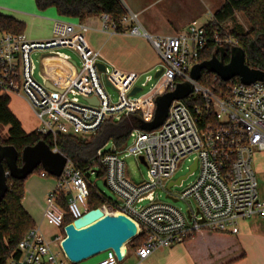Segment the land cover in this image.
<instances>
[{
	"label": "built area",
	"instance_id": "built-area-1",
	"mask_svg": "<svg viewBox=\"0 0 264 264\" xmlns=\"http://www.w3.org/2000/svg\"><path fill=\"white\" fill-rule=\"evenodd\" d=\"M207 15L204 23L193 19L185 29L173 34L152 35L141 23L139 12L126 7L120 21L123 31L148 38L159 54L160 68L163 67L146 102L145 95H130L139 86L141 73L107 63L101 51L89 44L90 26L79 18L56 19L53 35L46 40L30 39L25 31L0 30V94H21L27 99L38 120L35 130L50 138L54 151L61 152L57 146L60 135L90 138L109 118L120 119L140 110L143 119L149 121L154 116L156 95L174 90L179 83L192 82L193 91L187 96L194 100L191 106L184 98L174 99L159 127H135L124 147L118 148L114 142L110 146L108 141L97 150L105 170L104 180L116 199L106 197L96 208L104 214H124L135 221L136 236H144L136 249L140 260L160 248L184 244L202 230L237 234L241 219H264V198L253 166V154L264 153V77L244 83L239 76L224 81L214 73L213 81L224 82L219 92L192 79L190 71L200 62V53L210 41L218 47H240L231 28L216 23L213 11ZM100 17L102 31L119 32L109 13ZM63 48L73 50L80 63ZM35 51L44 52L43 61L48 55L57 57L67 69L65 74L49 78L43 66L42 81L37 80L31 57ZM99 62L105 64V71L99 68ZM251 68L264 72V68ZM151 78L149 75L147 81ZM106 80L119 94L116 101L106 89ZM147 81L140 85L142 89ZM192 154L196 167L179 178V186L198 169L196 178L181 192L173 193L169 187L167 190L177 200L191 201L187 210L157 200L155 189L164 187L178 162ZM130 155L140 160L142 157L148 168L147 179L140 183L126 176L125 157ZM93 174H98L94 167L83 170L67 157L61 175L54 176L55 185L47 192L42 210V218L63 232L49 240L35 225L19 241L7 264H79L67 257L62 241L65 226L90 210V190L99 191L89 182ZM48 175L45 170L40 172L41 177ZM67 214L73 220L65 223ZM104 252L103 257L90 264L121 263L113 248ZM122 254L124 259V246Z\"/></svg>",
	"mask_w": 264,
	"mask_h": 264
},
{
	"label": "trees",
	"instance_id": "trees-1",
	"mask_svg": "<svg viewBox=\"0 0 264 264\" xmlns=\"http://www.w3.org/2000/svg\"><path fill=\"white\" fill-rule=\"evenodd\" d=\"M35 3L41 10L53 6L59 15L77 17L81 20L91 15L109 13L117 23L118 31H123L120 21L126 12V7L122 0H35ZM236 11L242 12L250 24L248 30L232 29L240 47L245 51L246 63L250 67L264 68V0H225L214 12L216 23H226L234 17ZM24 28L25 25L22 21L13 16L0 13V30L22 32ZM231 49L232 47L229 46L218 47L210 41L200 53L199 60L210 59L213 55L220 57L224 53L225 62H228ZM213 74L208 69H203L198 81L211 90L219 92L222 90L224 82L221 80L213 81ZM184 100L190 106L194 101L190 97H185ZM10 101L11 97L9 95L0 94V147L15 148L19 154L17 164L22 165L21 152L25 146L34 145L42 139L50 146H53V144L48 136L42 135L36 130L26 132L20 119L11 110ZM143 121L140 110L123 115L120 119L109 118L90 138L71 134L60 135L57 146L79 168L86 170L89 167H94L98 174L104 177L105 170L97 158V150L108 141L114 142L118 148L124 147L129 140L131 130L135 127L141 128ZM1 127H7V136L1 134ZM1 163L5 170L9 171L6 160L2 159ZM40 170L42 171L44 168L41 167ZM27 178L18 179L10 175L6 177L5 184L0 186V264H7L8 258L16 250L19 241L36 225L34 218L22 202ZM106 197L104 193L91 189L88 198L89 208L93 209L100 206L106 200ZM72 220V215L67 214L65 216V223ZM207 232L214 231L202 230L187 242L200 236H210ZM143 240L144 236L140 234L133 237L127 244L137 249ZM237 251L236 254L228 256L218 263L213 260L209 261L210 259L207 260L209 264L230 263L245 256V252L241 248Z\"/></svg>",
	"mask_w": 264,
	"mask_h": 264
},
{
	"label": "rangeland",
	"instance_id": "rangeland-1",
	"mask_svg": "<svg viewBox=\"0 0 264 264\" xmlns=\"http://www.w3.org/2000/svg\"><path fill=\"white\" fill-rule=\"evenodd\" d=\"M203 1L204 0H123L126 7L127 5L125 2H130L137 6V10L144 8L139 12L140 21L141 23L143 22L144 26L150 33L153 34H157L159 32L164 34L174 33L177 29H185L193 19H197L201 23L206 22L208 19L207 13L215 10V8L220 5L221 0H208L209 2L206 3ZM225 25L227 28L231 29L248 30L250 28L247 18L240 11H236L234 17L228 20ZM144 39L149 43V45L141 46V52L146 56V59L153 61L154 65L149 69H143L140 71L141 75L137 81L139 86L142 82L147 81V77L149 75H152V78L147 81L146 85L143 86V89L139 93L134 95L137 97L142 95L147 96L152 91L153 87L159 82V79L155 77V72L157 68H160L161 66L160 57L156 49L148 38ZM61 50L70 54L78 64L80 63L78 55L73 50L69 48H63ZM43 54L44 52L40 51H35L31 54L36 66L35 78L39 81H42L41 71L43 66L50 67L51 65L50 61H48L49 58L46 63L43 61ZM115 54L116 53L113 52V56L117 57L118 55ZM129 58L132 57H126L128 60ZM111 60H114L117 65L120 64L115 58H112ZM106 89L110 93L113 101H116L119 98L118 92L112 86L107 85ZM146 101H148L147 98L145 99V102ZM6 129L7 127H1V134L3 136H7ZM128 142H130V140H128ZM109 144L112 146V141H110ZM194 159L195 155L192 154L178 162L174 175L166 180V185L164 187L159 185L155 189L157 200L173 204L184 211L187 210L189 204L192 202L182 199L174 200V198L168 197L167 190L170 182L177 181L180 177L186 176L190 172V167L192 166ZM253 166L257 172L260 195L264 198V153L257 152L253 154ZM40 168L41 167L35 169L34 172L28 176L26 181L29 184L33 183L36 185L38 197H41L42 189L44 187L43 177L40 176ZM147 170L148 168L146 164H144L139 158L133 155L125 157V173L127 178L131 181L140 183L146 180ZM197 174L198 169L193 174H190L187 178H185L181 186L173 185L171 187V191L173 193L181 192L196 178ZM46 178L55 180V177L52 175H48ZM89 182H92L96 188L100 192H103L107 197L116 199L114 192L104 184V177L99 174H93L90 176ZM145 203H147V201L143 202V204ZM36 214V225L40 226V229L46 238L52 240L56 235L63 232L62 228H59L54 224H50L46 219L42 218L41 209H38V213ZM239 230L240 232L237 234L207 232L210 236H200V247H195L196 251L199 250L197 254L206 260L210 259L209 261L213 260L215 263H218L224 258L236 254L238 252L237 250L241 248L245 252V256L242 259L243 264H263L264 219L259 217L241 219L239 221ZM104 255L105 252L100 253L79 262V264H90ZM127 263L128 260H122L120 264Z\"/></svg>",
	"mask_w": 264,
	"mask_h": 264
},
{
	"label": "water",
	"instance_id": "water-1",
	"mask_svg": "<svg viewBox=\"0 0 264 264\" xmlns=\"http://www.w3.org/2000/svg\"><path fill=\"white\" fill-rule=\"evenodd\" d=\"M223 53L220 57L213 55L210 59L200 61L190 71L192 79L198 80L203 69L216 73L227 81L239 76L244 83H250L264 77L261 69L251 68L246 63L245 51L239 46L231 49L228 62H225ZM99 68L105 71V64L98 63ZM163 67L156 70L155 77L159 78ZM108 85H111L106 80ZM142 90L135 86L130 95ZM193 91L191 81L179 83L174 90L166 91L155 98L154 116L149 121H143L141 129L153 130L159 127L167 118L169 107L174 99L187 97ZM18 152L13 147H0V186L5 184L6 177L10 175L18 179H25L34 170L41 166L52 176H60L67 161V156L54 151L45 140H39L34 145H27L21 152L22 165L17 164ZM5 159L9 171L1 163ZM141 161L144 163L143 158ZM196 163L191 167L194 170ZM180 180L170 182L168 187L179 185ZM106 185V180H104ZM168 197H172L168 194ZM174 200H177L174 198ZM66 236L62 241V248L67 257L73 262H81L96 256L109 248H113L120 260H123L122 247L136 236L137 225L135 221L124 214H104L100 208H93L76 218L65 226Z\"/></svg>",
	"mask_w": 264,
	"mask_h": 264
},
{
	"label": "crops",
	"instance_id": "crops-1",
	"mask_svg": "<svg viewBox=\"0 0 264 264\" xmlns=\"http://www.w3.org/2000/svg\"><path fill=\"white\" fill-rule=\"evenodd\" d=\"M205 3L209 2L204 0ZM203 1V2H204ZM225 0H221L219 6L215 8L217 10ZM127 7L131 10L140 12L144 8L137 10V6L130 2H125ZM17 4V5H16ZM215 10H213L215 12ZM0 13L10 15L24 23V31L30 39L33 40H46L53 35V24L56 19L61 17L76 20L77 17H65L57 13L55 7L51 6L47 9L41 10L36 6L35 0H0ZM90 26V30L87 33V39L89 44L101 51L104 60L110 65L124 70V71H137L140 72L143 69H149L154 65V62L146 59V56L141 52L142 47L149 45L143 36L131 35L127 31L122 32H104L101 30V17L100 15H91L83 19ZM143 24V22H142ZM144 26V24H143ZM149 32V30L144 26ZM182 30V29H180ZM179 29L176 32L180 31ZM150 33V32H149ZM175 33V32H174ZM152 35H169L173 33H157ZM64 52V51H63ZM113 52L117 57L113 56ZM127 56L132 58L126 59ZM50 61V67L44 66L47 76L52 78L53 76L64 75L67 71L63 64H60L57 57L48 55L44 61L45 63ZM115 58L119 65L116 64ZM51 59V60H50ZM149 96H145L146 99ZM11 101L9 106L11 110L16 114L22 123V127L26 132H31L36 129L38 122L35 119V114L27 99L21 94H15L10 96ZM18 102V103H15ZM145 102V100H144ZM44 187L42 189L41 197H38L37 187L33 183L29 184L25 181V195L23 198V205L27 211L32 215L34 220L36 219V213L38 209L43 210L44 199L47 192L54 187L55 180L43 177ZM240 232V231H239ZM201 237L194 238L184 244H177L168 248H160L150 254L147 258L140 260L136 254V249L130 245H126L127 254L124 260H128L127 264H207L208 260L197 254L195 247L199 246ZM242 258L226 264H243ZM214 264V263H211ZM264 264V263H263Z\"/></svg>",
	"mask_w": 264,
	"mask_h": 264
},
{
	"label": "bare ground",
	"instance_id": "bare-ground-1",
	"mask_svg": "<svg viewBox=\"0 0 264 264\" xmlns=\"http://www.w3.org/2000/svg\"><path fill=\"white\" fill-rule=\"evenodd\" d=\"M124 249H125V246H124Z\"/></svg>",
	"mask_w": 264,
	"mask_h": 264
}]
</instances>
